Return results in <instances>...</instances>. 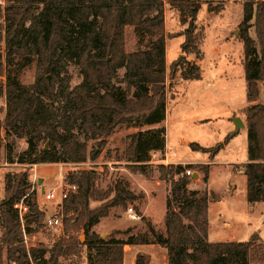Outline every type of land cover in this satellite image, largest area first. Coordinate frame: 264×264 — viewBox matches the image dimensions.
Listing matches in <instances>:
<instances>
[{
    "label": "trees",
    "instance_id": "trees-1",
    "mask_svg": "<svg viewBox=\"0 0 264 264\" xmlns=\"http://www.w3.org/2000/svg\"><path fill=\"white\" fill-rule=\"evenodd\" d=\"M183 1V0H182ZM0 10L4 27L0 41L4 43V65H0V98H5V114L0 129L6 128L26 149L8 163L81 164L95 160L98 153L87 152V141L102 146L119 126L135 130L129 136L124 159L131 174L149 176L152 151L165 149V128L158 127L166 118V80L182 71L185 80H199V67L184 55L199 56L195 21L199 0L178 2L180 23L187 27L183 36L181 57L165 64L163 0H8ZM133 29L136 44L126 52L125 28ZM243 48V70L246 102L240 111L245 118L246 163L242 172L246 179V201L264 203V104H255L262 83L264 91V0H245L242 20L238 26ZM254 29L253 38L250 30ZM78 68L81 81L70 86L67 68ZM34 66L33 82L21 83L24 68ZM123 69L125 88L116 87L117 71ZM56 105L57 111L51 106ZM83 135V141L79 139ZM229 136L226 137L227 141ZM48 148L36 150L38 141ZM194 152L215 156L214 148L190 143ZM207 164H186L158 167L159 178L169 183L165 200L164 233L157 234L149 222L146 232L131 235L134 227L116 231L102 238L92 228L110 210L125 208L143 198L129 190L124 179L115 182L112 196L102 204L89 208L94 193L95 171L79 170L65 176L66 184L77 190L63 202L72 216L67 224L71 231H82L85 241L73 237L59 239L48 252V264L61 257L66 264H81L83 251L86 264H123L126 245H158L166 250L168 264H249L252 253L264 260V243L253 234L244 242H208V204L216 195L207 189H190L192 176L202 174L208 179ZM5 198L0 202L1 241L12 254L14 264H29L25 251L17 245L21 222L14 205L27 202L30 184L26 174L5 178ZM72 196V197H71ZM109 198V199H108ZM25 226L42 221L43 213L35 203L26 204ZM142 220H144L142 218ZM116 235L127 236L126 239ZM152 237L149 240L148 237ZM258 243V244H257ZM260 245V247H258ZM47 250L42 249V257ZM17 254V255H16ZM11 256V255H10ZM1 263V259H0ZM139 264H143L142 262Z\"/></svg>",
    "mask_w": 264,
    "mask_h": 264
},
{
    "label": "rangeland",
    "instance_id": "rangeland-1",
    "mask_svg": "<svg viewBox=\"0 0 264 264\" xmlns=\"http://www.w3.org/2000/svg\"><path fill=\"white\" fill-rule=\"evenodd\" d=\"M195 0H163L164 31L167 35V59L170 63L181 57L180 45L183 36H177L187 25L180 23V14L177 3H191ZM245 0H199L200 9L197 13L194 35L197 39L199 56L190 53L185 56L189 63H195L199 67V80H185L182 71L187 67L176 70L175 76H169L167 71L166 98L168 107V121L166 128V143L171 147V155L163 151H152L149 162V176L144 178L140 174H131L128 163L124 159V150L129 143V136L135 132L126 126L117 127L113 133L104 140L103 145L98 146L96 140L87 141L88 154L93 151L97 154L95 160H87L81 164L55 163V164H20L17 162L8 163V153L13 159L23 153L26 149L25 139H19L11 134L6 128L0 129V202L5 198V178L7 176L26 174L30 184L27 202L22 200L20 234L18 235L19 247L25 251L29 264H48L49 250L59 239L73 237L81 243L85 241L82 231H71L68 220L73 217L71 211L66 209L68 202H63L59 209V200L46 201L44 194L54 191L57 195L65 187V176L79 170L95 171L94 182L95 197L100 200L91 199L89 208L93 209L105 202L107 195L112 196V188L116 181L124 179L129 184V190L135 194L141 193L142 199L134 203H128L125 208L116 207L110 210L108 217L103 218L92 228L102 238L108 237L116 231H124L134 227L131 235L146 232L145 222H149L157 234L164 233L165 200L169 192L168 181L159 178L158 167L161 165L171 166L172 162H196L207 164L208 179L202 182V174L194 171L197 175L189 185L190 189H207L216 195L215 201L208 204V232L210 243L238 241L244 242L257 234L258 243H264V203L258 202L250 205L246 201V179L242 172V166L246 163V135H235L234 125L230 123L233 118L239 117L245 125V118L241 111L235 113L237 108L246 105V82L243 71V48L239 37L238 26L242 20V6ZM10 2L0 0V10ZM4 27L3 19L0 18V35ZM254 38V29L250 30ZM136 38L131 27L125 28L126 52L134 50ZM177 51L178 55H174ZM173 56V57H172ZM173 59V60H172ZM172 60V62H171ZM166 64V62H165ZM0 65H4V43L0 41ZM70 86H76L81 81L78 68L69 65L67 68ZM124 70L117 71L114 85L125 88L122 80ZM21 83L29 85L33 82L34 66L24 68L21 74ZM4 82V76H0V83ZM212 83V84H211ZM260 93L255 104H264V91L262 83H258ZM183 99V101H181ZM179 103V104H177ZM177 104V105H176ZM248 106V104L246 105ZM57 111V106H51ZM5 98H0V121L4 118ZM234 114V115H233ZM182 116L200 118L199 120L210 121H187L178 124ZM162 127V124L154 128ZM232 127L231 133L228 128ZM245 129V128H244ZM246 133V129H245ZM228 140L225 141L226 137ZM234 136V137H233ZM80 141L83 135L79 133ZM190 143H197L205 148H214L215 156L210 159L209 154L195 153L189 148ZM225 146L227 147L225 149ZM48 148L44 141H38L36 150ZM204 157L205 160H200ZM200 160V161H199ZM189 163H183L186 165ZM178 165V164H176ZM72 195V194H71ZM72 197V196H71ZM108 198V199H109ZM17 203V204H18ZM35 203L38 211L43 213L40 223L25 226V215L28 214L26 204ZM132 206L139 220L128 221L125 216V209ZM25 208V210H23ZM59 213L62 227L49 229L44 226L45 217ZM142 218L144 220H142ZM3 230L0 229V264H14L12 254L7 253V246L1 241ZM26 235V239L24 236ZM117 238L126 239L127 236L116 235ZM152 240V237H148ZM257 243V244H258ZM155 246V251L148 250L143 257L135 259V264H157L156 259L162 253V247ZM260 247V245L258 246ZM45 249L47 252L41 257L39 252ZM132 252H130L131 254ZM251 256L249 264H264L257 256ZM11 255V256H10ZM17 255V254H16ZM129 255V253H128ZM86 252L80 263L86 264ZM10 258V259H9ZM56 264H66L59 257Z\"/></svg>",
    "mask_w": 264,
    "mask_h": 264
},
{
    "label": "crops",
    "instance_id": "crops-1",
    "mask_svg": "<svg viewBox=\"0 0 264 264\" xmlns=\"http://www.w3.org/2000/svg\"><path fill=\"white\" fill-rule=\"evenodd\" d=\"M167 41L165 42V62H166V65H168V59H167ZM174 55H178V53H177V51H175V53H174ZM173 57V56H172ZM173 60V59H172ZM172 60H171V62H172ZM171 64V63H170ZM169 64V65H170ZM244 71V70H243ZM245 80V79H244ZM212 84V83H211ZM260 95H261V93H260ZM245 99H246V96H245ZM181 101H183V99L181 100ZM177 104H179V103H177ZM176 104V105H177ZM248 103L246 102V105H247ZM245 105V106H246ZM244 108V107H243ZM242 109V107L240 108V106L237 108V111L235 112V113H238V111H240ZM167 113H168V107H167V98H166V118H165V121L162 123V127H164V125L166 124V122L168 121V115H167ZM234 115V114H233ZM200 118H193V117H184V116H182V118L181 119H179L178 121H177V123L178 124H184V123H186L187 121H193V122H197V123H199L198 121H210V120H199ZM232 119H233V116H232ZM232 119H231V121H230V123H231V125L233 124L232 123ZM165 128V127H164ZM245 128V127H244ZM240 129L239 130V132L238 133H236L235 135H238V134H241V132H243V134L244 135H246V133H245V129ZM232 129V127L229 129L228 128V133H231V131H233V130H231ZM234 132V131H233ZM165 133H166V128H165ZM234 137V136H233ZM165 139H166V135H165ZM227 147L225 146V149H226ZM165 150H166V152L167 153H169L170 155H171V151H172V149H171V147H169L168 145H167V143L165 142ZM195 153H200V152H195ZM203 155H204V153H202ZM201 161L202 160H205L204 159V157H201V159H200ZM199 160V161H200ZM174 165H176V164H183V163H189V164H197L196 162H194V161H192V162H184V161H181V162H179V161H175V160H173V162H172ZM207 237H208V239H209V232H208V234H207ZM260 238V237H259ZM209 242V241H208ZM234 242H238V241H234ZM155 246L154 245H126V246H124L123 247V264H135V259H137L138 257H143L145 260H146V258H145V254H146V252L148 251V250H151V251H155ZM130 252H132L131 254H130ZM128 253H129V255H128ZM159 258H157L155 261H156V263L157 264H168V261H167V254H166V250L163 248L162 249V253H159Z\"/></svg>",
    "mask_w": 264,
    "mask_h": 264
},
{
    "label": "built area",
    "instance_id": "built-area-1",
    "mask_svg": "<svg viewBox=\"0 0 264 264\" xmlns=\"http://www.w3.org/2000/svg\"><path fill=\"white\" fill-rule=\"evenodd\" d=\"M184 174L186 176H192V172L190 170H186L184 172ZM77 188L75 185H69L66 184L64 188H62L59 193L56 195L54 191H50L46 194H44L45 200L46 201H54L55 199L59 200V209H61L62 203L64 200H66L71 194H74L76 192ZM14 208L17 209L18 213H19V218L22 221L23 220V213H21L22 210V204L18 203L14 205ZM23 210H25V208H23ZM125 216L127 218L128 221H137L139 220V215L137 214V212L135 211V209L132 206H128L125 209ZM60 214L57 212L54 215H50L45 217L44 220V226L46 228L49 229H55V228H60L62 227V222H61V218L59 216ZM24 238L26 239V235L24 236Z\"/></svg>",
    "mask_w": 264,
    "mask_h": 264
},
{
    "label": "water",
    "instance_id": "water-1",
    "mask_svg": "<svg viewBox=\"0 0 264 264\" xmlns=\"http://www.w3.org/2000/svg\"><path fill=\"white\" fill-rule=\"evenodd\" d=\"M232 123L234 125V133L233 134H236L239 132L240 129H243L245 127L244 123L241 121V119L239 117H235L232 119ZM196 174L192 176V179L193 181L195 180L196 178Z\"/></svg>",
    "mask_w": 264,
    "mask_h": 264
}]
</instances>
